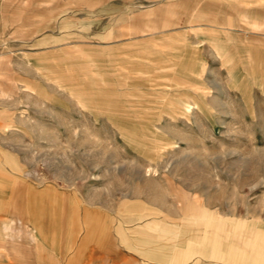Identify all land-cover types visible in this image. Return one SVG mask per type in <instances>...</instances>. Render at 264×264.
I'll list each match as a JSON object with an SVG mask.
<instances>
[{
    "label": "rangeland",
    "instance_id": "374dc122",
    "mask_svg": "<svg viewBox=\"0 0 264 264\" xmlns=\"http://www.w3.org/2000/svg\"><path fill=\"white\" fill-rule=\"evenodd\" d=\"M0 239V264H264V0H0Z\"/></svg>",
    "mask_w": 264,
    "mask_h": 264
},
{
    "label": "crops",
    "instance_id": "0c3cea01",
    "mask_svg": "<svg viewBox=\"0 0 264 264\" xmlns=\"http://www.w3.org/2000/svg\"><path fill=\"white\" fill-rule=\"evenodd\" d=\"M263 237V235H262V233H257V235H256V237H255V240L256 241H258L259 239H261ZM201 238H202V240L204 241H209L210 243H212V245L214 246V247H217L218 246V236H217V234H215V235H209L208 234V232L206 231L202 236H201ZM261 241V240H260ZM259 241V242H260ZM4 240H2V239H0V244L1 245H3V246H5L4 245ZM256 252L257 253H261V251L258 249V247H256ZM214 253H215V251H213ZM255 252V251H254ZM214 253H213V255H214ZM257 253H256V255H257ZM216 254V253H215Z\"/></svg>",
    "mask_w": 264,
    "mask_h": 264
}]
</instances>
